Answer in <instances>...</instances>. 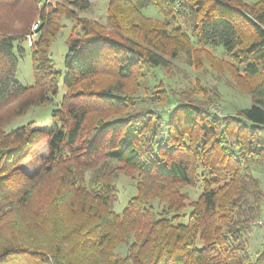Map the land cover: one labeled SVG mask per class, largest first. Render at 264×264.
I'll return each mask as SVG.
<instances>
[{"label":"trees","instance_id":"obj_1","mask_svg":"<svg viewBox=\"0 0 264 264\" xmlns=\"http://www.w3.org/2000/svg\"><path fill=\"white\" fill-rule=\"evenodd\" d=\"M91 5L0 0V264H264L246 236L264 206V0H108L105 21L80 15ZM37 19L24 85L16 51ZM64 19L62 71L51 47ZM183 55L251 105L223 114L216 85H178ZM61 80L50 127L6 130L53 103ZM120 174L136 192L117 213Z\"/></svg>","mask_w":264,"mask_h":264},{"label":"rangeland","instance_id":"obj_2","mask_svg":"<svg viewBox=\"0 0 264 264\" xmlns=\"http://www.w3.org/2000/svg\"><path fill=\"white\" fill-rule=\"evenodd\" d=\"M50 1V0H47ZM55 1V0H54ZM57 1V0H56ZM65 1V0H60ZM92 2L91 8L83 10L80 12V15L83 16H93L101 21L106 20V10L108 6V0H90ZM245 2H256L259 0H244ZM42 2H46V0H42ZM150 9V8H148ZM147 9V10H148ZM145 10V12H147ZM38 20V19H37ZM36 20V21H37ZM39 21V20H38ZM35 21L31 24H33ZM64 27L61 29L59 34L57 35L56 40L54 41L51 47V56L55 62V65L58 69L65 71V56L68 52V44L66 42V38L71 32L72 27L74 26V22L69 19L63 20ZM31 26V27H32ZM24 47L26 49L25 54L20 56L17 51L16 54L19 59V67L17 72V78L24 85H33L34 84V76H33V66H32V58L30 54L29 46L24 43ZM221 55L220 52H217ZM187 56L183 55L174 60V68L175 77L178 85H193L195 83L196 78H200L204 85L212 86L216 85L222 94V99L220 102L216 103L215 109L216 111L226 114L228 112H234L238 108L250 106L251 99L250 95L235 87L231 81H218L215 79L212 74H204L203 72L195 69L193 66L187 64L186 62ZM60 92L59 95L55 97L53 103L46 106H38L31 108L25 115L16 118L12 121L6 128L7 131L11 132L12 130L21 127L27 124L30 121H35L36 125L40 127H50L52 121V111L57 108L59 101L61 100L64 92L66 91L63 82L61 80L59 84ZM47 152V142L46 140H41L35 147L31 149L27 158L24 160L22 166L25 171L31 173L36 170L39 166V159L41 156L46 154ZM254 174L260 179L261 186L264 189V167L253 168ZM117 187H118V200L114 204V210L117 213H122L124 208L126 207L129 197L136 192L135 187L132 185L131 180L124 174H120L117 179ZM186 191L190 194L192 200L198 198L200 193L202 192V185L198 183L193 188H186ZM189 211V210H187ZM260 219H262L261 224L252 225L247 231V241H248V250L253 258L258 256L259 252H264V206L262 207ZM181 221L186 222L187 217L181 219ZM122 246V245H120ZM117 252L120 254H125L126 248L120 247Z\"/></svg>","mask_w":264,"mask_h":264},{"label":"built area","instance_id":"obj_3","mask_svg":"<svg viewBox=\"0 0 264 264\" xmlns=\"http://www.w3.org/2000/svg\"><path fill=\"white\" fill-rule=\"evenodd\" d=\"M39 28V21H35L33 26L31 27L30 33L26 35V44L28 46H32L34 44L35 38L37 36V30Z\"/></svg>","mask_w":264,"mask_h":264}]
</instances>
